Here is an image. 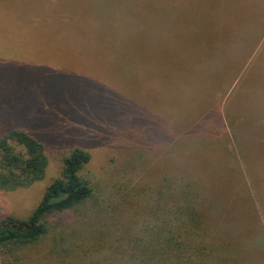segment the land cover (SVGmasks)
I'll return each mask as SVG.
<instances>
[{
    "label": "rangeland",
    "instance_id": "1",
    "mask_svg": "<svg viewBox=\"0 0 264 264\" xmlns=\"http://www.w3.org/2000/svg\"><path fill=\"white\" fill-rule=\"evenodd\" d=\"M104 110L136 122L118 128ZM11 128L44 142L49 167L29 188L0 189V220L30 217L61 175L62 138L94 149L88 177L103 188L7 260L264 264V0H0V131ZM170 135L180 159L192 154L199 173L203 153L214 173L193 233L141 194L161 183L150 169L176 162ZM138 148L148 163L127 165Z\"/></svg>",
    "mask_w": 264,
    "mask_h": 264
},
{
    "label": "trees",
    "instance_id": "2",
    "mask_svg": "<svg viewBox=\"0 0 264 264\" xmlns=\"http://www.w3.org/2000/svg\"><path fill=\"white\" fill-rule=\"evenodd\" d=\"M26 34L28 37H31L28 30ZM62 34L63 30L56 28V35L61 37ZM125 48L132 47L126 46L122 48L125 54H132V51H126ZM185 60L187 59L185 58ZM98 116L103 120H107V123H116L117 121L118 128L122 129L125 128V124L129 125V122H136L135 118L133 119L126 115L121 118L117 114L111 115L107 110H104ZM197 130H193L192 133H195ZM175 136H169L170 139L168 141L171 143L167 150L171 152L176 162L172 163L173 161L171 162L169 158L168 165L163 163L166 166H164V170L161 173L158 170L150 169L146 177L154 174L155 178H160L161 183L155 187L147 183L146 187L142 188L141 194L145 195L146 199L155 201L156 207L164 203L167 209L163 212V216L186 220L185 222L189 224L193 233L198 230L202 221L198 214V206L204 200L211 199L213 195H211L210 191L217 194V187L213 184L214 173L207 166L206 161L208 160H206L204 154L202 153L203 160L199 164L202 166V171L198 173L194 171L196 167L192 161V154L189 155L190 158L188 159L186 156L184 157L185 159H180L183 150L179 148V138H175ZM60 140L64 141L66 146H69L68 149H65L67 153H65L62 159L61 175L45 188L40 202L30 217L28 219H19L10 216L4 220H0V264H23L19 258L7 260L6 254L10 250L19 251L45 237L49 232L48 220L51 215L75 210L96 197L98 198L96 201H99L98 190H100L101 183L100 185L96 183L95 187L92 179L88 177L92 164L91 150L94 149L85 147L79 141L71 143L67 138ZM106 140L108 142L107 137L102 136L101 142L104 141L105 144ZM152 140L141 143L146 144L143 145V147H146L151 143L154 144ZM46 147L44 142L28 131L18 128L1 130L0 189L7 191L24 189L44 181L49 167V157ZM137 150L135 152L132 151V154L126 157L128 159L127 165L135 164L138 166L140 161L144 165L148 163L147 151H142V149ZM169 152L164 155L169 156ZM126 158L123 163L126 162ZM119 159L122 160L121 158ZM178 159L180 160L178 161ZM98 181L100 180L98 179ZM200 189L204 191L203 195ZM130 197H132L131 193L126 196L125 203ZM169 247H171V250L175 249L183 254L188 250L178 243H174L172 240Z\"/></svg>",
    "mask_w": 264,
    "mask_h": 264
}]
</instances>
